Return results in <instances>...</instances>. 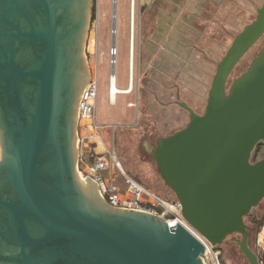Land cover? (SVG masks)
I'll return each instance as SVG.
<instances>
[{
  "label": "water",
  "instance_id": "obj_1",
  "mask_svg": "<svg viewBox=\"0 0 264 264\" xmlns=\"http://www.w3.org/2000/svg\"><path fill=\"white\" fill-rule=\"evenodd\" d=\"M95 1L0 0V264H208L187 228L112 206L78 173ZM113 28L114 17L112 41ZM263 36L264 4L217 65L204 113L181 103L189 123L153 147L188 224L214 247L241 235L250 264H264V225L252 249L245 222L264 199V157L252 160L264 143V47L228 81Z\"/></svg>",
  "mask_w": 264,
  "mask_h": 264
},
{
  "label": "rangeland",
  "instance_id": "obj_2",
  "mask_svg": "<svg viewBox=\"0 0 264 264\" xmlns=\"http://www.w3.org/2000/svg\"><path fill=\"white\" fill-rule=\"evenodd\" d=\"M261 4H264V0H211L198 9L199 15H194L190 13L187 0H147L144 3L135 0L133 22L130 0H118L117 34L116 43L113 45V0H96L91 11L85 50L91 74V80L86 88L91 82H96L99 88L98 119L111 129L102 130L105 133V143L96 145L95 148L99 146L104 151L107 146L109 150L114 148L122 168L128 175L139 180L148 191L163 199L168 201L177 199L174 191L166 185L159 174L153 147L156 146L158 138L169 136L185 128L189 123L190 114L180 106L181 103L188 105L198 114L204 113L212 83L207 81L203 83L205 67L207 68L210 60L216 62L210 73L214 77L216 65L225 56L236 35L256 19ZM174 27L184 29L183 41L189 44L187 48L189 53L182 72L179 73L182 80L173 76L172 81H168L164 87V91L168 86H175L179 91L171 97H165L158 94L155 87V83H161L162 78H157L156 64L152 63L150 58L157 55L158 47L164 50V53L168 49L170 51L166 42L169 32H172ZM132 34H134L133 89L129 94L117 95L115 99L117 102L113 105L109 101L108 93L113 57L117 62L115 63L117 85L119 88H128ZM188 35L190 42H187ZM263 47L264 36L236 66L228 81V88L249 68ZM203 87H206V92H203ZM85 126L94 132L93 120L85 118L79 120V167H82V155L88 150L79 142L87 134ZM114 126L117 127L113 132ZM105 157L111 159L110 154H106ZM260 157H264V148L259 154ZM117 183L121 188L120 192L124 193L126 190L124 178L118 177ZM155 202L150 201L151 204ZM251 216H264V199L252 210ZM245 222L249 227V246L255 249L258 228L248 218ZM241 239V235L234 234L219 247L216 246L220 248V264H250L238 245L237 241ZM259 242L264 245V228L259 236ZM205 259L208 264H212L211 259Z\"/></svg>",
  "mask_w": 264,
  "mask_h": 264
},
{
  "label": "built area",
  "instance_id": "obj_3",
  "mask_svg": "<svg viewBox=\"0 0 264 264\" xmlns=\"http://www.w3.org/2000/svg\"><path fill=\"white\" fill-rule=\"evenodd\" d=\"M147 0H139L146 2ZM153 1V0H152ZM135 0H130L131 13L134 14L133 7ZM133 10V12H132ZM133 25V24H132ZM130 85V81L128 83ZM112 95V93L110 94ZM99 97V88L95 83H90L85 89L79 105V120L92 119L94 132L85 126L87 134L79 141L81 145L88 149L82 155V167H79L80 177L86 181V176L98 184L99 192L112 206L131 209L139 212L149 213L163 218L169 227L180 224L187 228L195 235L206 248L205 256L211 259L212 264H220V251H216L202 235H200L183 217L182 203L178 200L168 201L160 196L148 191L139 181L128 175L121 166L119 159L115 154V150H109L106 147L103 153H97L96 145L104 144L102 130L109 128V125H104L98 119L97 102ZM111 99V97H110ZM110 154L111 159H106L105 155ZM120 172H115V170ZM105 173L109 174L108 176ZM123 177L126 185L124 193L120 192V187L117 183V178ZM155 200V204L150 201Z\"/></svg>",
  "mask_w": 264,
  "mask_h": 264
},
{
  "label": "crops",
  "instance_id": "obj_4",
  "mask_svg": "<svg viewBox=\"0 0 264 264\" xmlns=\"http://www.w3.org/2000/svg\"><path fill=\"white\" fill-rule=\"evenodd\" d=\"M210 1L211 0H196L195 2H191V1L187 0V6L191 9V12H190L191 14L199 15L198 13H200V12L198 9H201L203 4L206 5ZM239 6L242 8L241 5H239ZM245 12L248 13L247 11H245ZM185 24H187V23L185 22ZM179 25H182V24H179ZM183 30H184L183 28H180V27L175 28L174 27L172 32H169V35L167 36L168 42H166V45L167 46L169 45L170 51L168 49L167 52L164 53L163 52L164 50H160V47H158L159 49L156 52L157 55L155 57L150 58L151 62L156 64L155 70L157 73V78H162V82H164V83H162V82L161 83H155L156 84L155 87L158 91V94H160L161 96L163 95L165 97L166 96L171 97L176 93V91L177 92L179 91L178 89L176 90L175 86H168L167 89L164 91V87L167 85L168 81H172L173 76L175 79L178 78V79L182 80V77H181L182 75H180L179 73L182 72L181 69L183 68V64H185V62L187 61V58H188L187 54L189 53L188 52L189 49H187L189 47V44L185 43L183 41V35L185 34V32H183ZM189 37H190V35H188L187 42H190ZM163 49H165V47ZM210 61L211 62L209 63L207 68L205 67V70L203 71L204 72L203 78H202L203 83H206V81L212 82V79H213V75L210 73H212V68H213V66H215L216 62H214L212 60H210ZM141 64H142V60H141ZM208 67H209V69H208ZM116 78L118 80L117 76H116ZM164 79L166 81H164ZM133 85H134V83H133ZM204 91L206 92V87H203V92ZM121 94H124V93H121ZM117 95H120V94H117ZM117 95L114 98H112L109 95V101L111 104H113V105L116 104L117 101H115V99H116ZM110 97H111V99H110ZM115 127H117V126L113 127V132L115 130ZM109 128L111 129L110 126H109ZM102 134H103L104 140H106L105 139V133L103 131H102ZM104 143H105V141H104ZM99 145H101V144H99ZM96 150L95 151L97 153H103L104 152V150H101L99 146L97 147ZM257 219H258V217H257ZM254 226H256V225H254ZM257 228H259V227H257ZM255 240H256V237H255Z\"/></svg>",
  "mask_w": 264,
  "mask_h": 264
},
{
  "label": "bare ground",
  "instance_id": "obj_5",
  "mask_svg": "<svg viewBox=\"0 0 264 264\" xmlns=\"http://www.w3.org/2000/svg\"><path fill=\"white\" fill-rule=\"evenodd\" d=\"M117 1L118 0H113V10L114 12L112 13V17H114V28H113V45H115L116 43V36L115 34H117ZM133 10L135 12V9L133 7ZM132 10V12H133ZM132 21L134 22V14L132 13ZM133 37L131 39V43H130V56H129V81H130V85L128 88H119L118 85H117V78H116V64L117 63L115 61V57L112 64H113V67H112V74H111V77H110V86H109V95L112 93V95H110L112 98H114L117 94H121V93H124V94H129L131 93L132 89H133V80H134V34H132ZM115 47V46H114Z\"/></svg>",
  "mask_w": 264,
  "mask_h": 264
},
{
  "label": "trees",
  "instance_id": "obj_6",
  "mask_svg": "<svg viewBox=\"0 0 264 264\" xmlns=\"http://www.w3.org/2000/svg\"><path fill=\"white\" fill-rule=\"evenodd\" d=\"M217 65H218V64H217ZM217 65H216V68H217ZM261 148H262L261 145H258V147L256 148V150H255V152H254V155H253V158H252L253 161H256V160L259 158V154L262 153V151H263V149H262V151H261ZM136 180H137V179H136ZM137 181H139V180H137ZM140 183H141V182H140ZM250 218H251V219H250V222H251L252 224H254V225L258 226V227H261V226L264 225V216H262L260 220H258L257 217H252V216H250ZM218 247H219V246H218ZM214 249H215L216 251H220V248H216V247H214Z\"/></svg>",
  "mask_w": 264,
  "mask_h": 264
},
{
  "label": "flooded vegetation",
  "instance_id": "obj_7",
  "mask_svg": "<svg viewBox=\"0 0 264 264\" xmlns=\"http://www.w3.org/2000/svg\"><path fill=\"white\" fill-rule=\"evenodd\" d=\"M261 146H262V148H261V151H262V149L264 148V143H262ZM261 158H263V157H260L259 159H261ZM259 159H257V160H259ZM79 160H80V157H79ZM257 160H256V161H257ZM256 161H253V162H256ZM78 169H79V162H78ZM78 173H79V170H78ZM253 209H254V208H253ZM253 209H252V210H253ZM252 210H251L250 214L245 218V220H246L247 218H248V219H251L250 216H251ZM252 217H253V216H252ZM258 219L260 220L261 217H258ZM257 227H258V226H257Z\"/></svg>",
  "mask_w": 264,
  "mask_h": 264
}]
</instances>
